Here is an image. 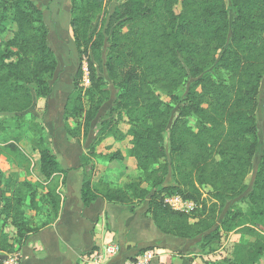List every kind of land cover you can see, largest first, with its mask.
I'll return each mask as SVG.
<instances>
[{
  "label": "trees",
  "instance_id": "1",
  "mask_svg": "<svg viewBox=\"0 0 264 264\" xmlns=\"http://www.w3.org/2000/svg\"><path fill=\"white\" fill-rule=\"evenodd\" d=\"M69 1V26L79 66L64 104V120L78 122L74 131L67 127V134L88 136L110 98L104 73L120 91L112 109L117 117L110 115L97 123L95 137L81 156L83 205L97 198L122 205L148 198L145 213L164 234L178 238L202 235V245H206L239 232L230 255L210 264H259L264 256V146L250 186L248 178L259 148L264 0ZM8 32L0 50V142L10 129L21 130L28 120L37 136L31 144L38 152L42 176L36 182L15 185L0 170V226L10 223L16 229L9 242L0 228V251L12 253L30 232L57 216L59 187L68 171L43 136L41 125L29 114L38 99L50 95L57 67L43 11L33 0H0V34ZM83 58L89 84L79 87ZM187 80L191 83L186 93L176 98L174 93ZM155 87L176 98L175 117V108L160 100ZM122 115L130 124L127 132L118 127ZM192 116L194 126L189 124ZM126 136H131L127 156L144 173L149 188L139 180L127 181L122 187L93 180L95 157L123 159L119 150L98 155L95 146L106 138L120 142ZM169 173L172 183L166 185ZM175 194L196 207L186 212L173 209L165 198ZM240 196L246 208L232 206L218 222L225 203ZM25 207L35 213L45 211L39 224L30 225Z\"/></svg>",
  "mask_w": 264,
  "mask_h": 264
},
{
  "label": "crops",
  "instance_id": "2",
  "mask_svg": "<svg viewBox=\"0 0 264 264\" xmlns=\"http://www.w3.org/2000/svg\"><path fill=\"white\" fill-rule=\"evenodd\" d=\"M33 1L43 11L44 7L37 4L36 0ZM47 3V12L50 15L48 27L57 31L60 37L65 31H67V37L69 36L68 31L72 36L69 26L70 1L48 0ZM56 59L58 66L57 55ZM71 91L72 87L65 96L62 109ZM49 115L56 124L57 119L52 117L51 112L48 113ZM63 115L61 111L60 117H57L60 123L65 121ZM57 138L50 139V146L62 168L68 171L65 183L60 184L59 187L61 201L57 216L49 224L30 232L20 249L12 253L0 251V263L14 253L13 255L18 257V264H95L93 256L101 253L103 264H118L128 257L135 256L144 248H151L155 252V257L149 264H210L225 257L219 258V254L223 253V245L213 247L212 250L210 244L213 241L202 245V235L176 239L161 232L145 213L147 209L145 201L133 205H122L97 198L90 205L84 206L81 200L83 179L81 156L85 152L80 149L73 150L70 146L75 145V141L79 142L80 139L77 140L68 135L66 137L67 146H70L71 150L56 151L51 142L54 145L57 143ZM111 149L103 154L119 150L123 159L115 164L101 156L95 157L93 180L101 179L122 187L124 185L122 180L129 177L134 164L131 157L127 156V149L119 142ZM37 166L39 168V158ZM60 176L63 177L62 174ZM117 178L120 179L118 184ZM29 215L37 223L44 217L45 211L41 214L33 211ZM237 236L240 237V234L238 233ZM114 244L117 245L118 252L114 255L105 254V248ZM259 264H264V256Z\"/></svg>",
  "mask_w": 264,
  "mask_h": 264
},
{
  "label": "rangeland",
  "instance_id": "3",
  "mask_svg": "<svg viewBox=\"0 0 264 264\" xmlns=\"http://www.w3.org/2000/svg\"><path fill=\"white\" fill-rule=\"evenodd\" d=\"M47 1L48 0H36L37 4L44 7V21L48 27L50 25V15H48V8H47ZM124 0H116L115 2H121ZM47 3V4H46ZM50 5V4H49ZM68 5V4H67ZM113 4L109 7L112 9ZM9 21V18L7 19ZM12 26L10 25L8 28L10 29ZM50 29V31H49ZM69 29V27H68ZM71 31V30H70ZM69 36L67 37V31L65 33H62V36L60 37L57 33V31H54L50 26L48 27V44L54 51V53L57 55L58 58V66L55 69V72L53 73V76L51 78V95L47 99H38L36 103L31 107L30 109V115L31 118L33 117L42 127V134L45 139L50 140L57 138V143H52V146L56 151H66L71 150L70 146L73 150H79L86 153L89 149V146L91 142L93 141L95 137V128L97 123L101 119H105L109 117L110 115H113L114 117H117L115 113H112L113 109V102L116 98L117 94L120 92L118 89H116L108 74L104 73V76L106 78V87L110 91V98L109 100L104 103L102 106L98 116L96 119L92 122L91 128L89 131L88 136H74V137H81L79 142L75 141V145L71 144L70 146H67L68 142L66 140V137H68L67 134V127L68 131L72 130L74 131L77 127V119H68L67 121H61L57 118L60 117L61 111L64 113V109H62V104L65 100V96L70 91L71 87L73 89V76L76 73L77 65H78V58L76 54V50L74 48L73 44V38L68 31ZM10 35V32L6 34H0V50L4 48V43L7 37ZM61 35V34H60ZM62 38V39H61ZM13 51L14 49L11 48ZM107 51V45H105L103 50V55L106 54ZM82 77L78 81L79 87H86L89 84L88 81V74H87V67H86V59L83 58L82 62ZM79 66V65H78ZM191 83V80H187L185 84H183L175 93L174 96L177 97H183L186 93L189 85ZM155 93L158 95L161 101L165 104H170L175 108L173 111V117L177 114V104H176V98L171 99L172 96L166 94L164 91L159 89L158 87L154 88ZM51 112L52 117L54 119H57L56 124H54V120L50 119V115L48 116V113ZM64 116V115H63ZM30 118V116H28ZM27 117V118H28ZM196 118L195 117H189V124L191 126L195 125ZM118 127L124 131L127 132L130 128V124L127 122V117L125 115H122L121 121H119ZM44 130V131H43ZM257 132H258V139H259V148L256 152V155L253 160V170L248 178L249 186L251 185L253 181V175L255 171L257 170V164L259 162L260 153L264 146V76L262 78V81L260 83L259 88V95H258V124H257ZM76 134V133H75ZM6 140L4 142H0V170L5 174V176L9 177L12 181H15V185L22 183L23 181L30 180L31 182H36L39 179H42V176L39 173V168L37 166V159H38V152L32 148V139H35V142L37 140V136L32 131V128L30 127L29 121H25L23 123L21 130H16L14 128L10 129L9 132H7ZM70 137H73L70 135ZM131 142V136H126L125 140L120 141L119 144L126 149L130 147ZM116 145L117 142L114 141L112 138H106L103 139L99 144L95 146V151L99 152L100 154H103L105 151H108L111 149L112 146ZM166 148L168 149V140L166 136ZM112 150V149H111ZM134 164V167L131 169V173L129 177L124 178L122 180L124 183L130 180H139L142 183V186L149 188L148 183L143 181L144 173L137 168L135 160L131 158ZM109 162H114L115 164H118V160H112ZM126 179V180H125ZM120 179L117 178V184L119 183ZM60 182V176L59 178H56L54 180V183L57 185ZM172 183V175L171 173L166 176L165 184H171ZM19 190L20 188L17 187ZM207 188L203 189L205 192ZM250 189L246 190V192L243 194L247 195ZM3 191V188L1 187L0 190V207L2 206V200H1V193ZM39 192L41 190L39 189ZM26 197L29 195L28 191H25ZM177 195V194H175ZM172 196V195H171ZM180 196V195H179ZM181 197V196H180ZM182 198V197H181ZM184 199V198H182ZM146 203L148 202V198L144 200ZM143 201V202H144ZM142 203V202H141ZM26 205V204H25ZM232 206H238L242 208H246V204L243 201V197L240 196L234 200L227 201L225 205L222 208V211L219 215L218 222L223 217L225 212ZM26 208V207H25ZM33 210L25 209V214L30 217V225L35 226L36 224H39L38 222L35 223L32 219V216L29 215V213H32ZM40 214L43 213L42 211L39 212ZM0 215V219H1ZM217 222V223H218ZM0 225H2L0 221ZM28 226L30 228L31 226ZM1 230L4 231V233L9 238V242H12L14 239V234L16 229L14 226H12L10 223H7L4 226H0ZM239 232L229 233L226 235H223L220 239L213 241L210 244V247L213 250L214 248H217L218 246L223 247V253L221 252L219 254V258L222 256L229 255L233 244L239 240V237L237 236ZM174 237V236H172ZM178 239V237H175ZM180 239V238H179ZM210 248V249H211ZM146 249V248H144ZM143 250V249H142ZM14 254V253H13Z\"/></svg>",
  "mask_w": 264,
  "mask_h": 264
},
{
  "label": "built area",
  "instance_id": "4",
  "mask_svg": "<svg viewBox=\"0 0 264 264\" xmlns=\"http://www.w3.org/2000/svg\"><path fill=\"white\" fill-rule=\"evenodd\" d=\"M165 202L168 203L173 209L180 211H191L196 207V204L192 201L182 199L179 195H172L165 198ZM118 252L117 245H109L105 248L104 253L107 255H114ZM155 257V252L151 248H146L137 253L133 257H128L124 261L118 264H149ZM95 264H103V255L96 253L93 256ZM3 264H18V257L16 255H9L3 261Z\"/></svg>",
  "mask_w": 264,
  "mask_h": 264
}]
</instances>
